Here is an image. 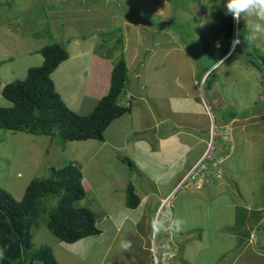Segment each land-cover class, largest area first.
Here are the masks:
<instances>
[{
    "label": "rangeland",
    "instance_id": "1",
    "mask_svg": "<svg viewBox=\"0 0 264 264\" xmlns=\"http://www.w3.org/2000/svg\"><path fill=\"white\" fill-rule=\"evenodd\" d=\"M225 3L226 0H66V3L64 0H0V30L4 25L15 33L22 30L24 35L33 39L32 44L43 43L41 45L43 48L56 43L66 45V30L70 35L78 34L80 39L92 37V43L96 42L94 46L100 59L102 56L115 57L113 66L124 52L131 74L135 73L136 76L140 72V74L149 75L147 85L144 78L140 79L139 83H134V79L139 77H130L132 88L146 99L147 104L167 101L171 97H184L187 93L188 100L202 102L204 106L209 107L212 114L209 113V128L206 131L207 147L204 154L200 156L203 158L212 152V136L216 137L210 133L212 128L215 129V134L219 135L217 128L222 127V124L225 125L226 121L235 116L242 119L264 116V71L257 68L261 62L259 57H264V33L253 31L252 26L258 22L257 19L254 16L242 15L238 25L233 20L234 36L231 41L234 40L236 29L240 26L241 43L235 46L232 57L220 66L213 68L215 62L203 50L205 42L199 27L215 46L228 43L226 39L230 15L225 14ZM68 4L74 5V14H68L66 9ZM52 6L55 7L54 10H51ZM0 32L2 33V30ZM93 36L97 37L95 41ZM2 39L7 40L6 46L9 53L14 55L19 52L17 42L8 40L1 34V43H3ZM2 57L3 54L0 53V64L3 63ZM86 59L89 64V58L85 57L84 61ZM96 63H99V59ZM105 66L108 67V63ZM96 68L101 69V66L98 65ZM78 80L80 79L75 80V87L80 88L82 92L84 87ZM60 90L64 92V88ZM73 93L76 92L73 91ZM138 96H134L132 103L139 114L143 112L144 103ZM81 103L84 112L90 109L91 103L95 101L82 100ZM126 103V100L121 101L123 106ZM125 118L126 116L113 122L111 125L113 127L110 126L111 129H108L107 135L111 137V140H116L119 135L125 136L129 132L130 128ZM115 125L118 127L117 130H114ZM170 126L173 127L174 124ZM77 144L82 143L67 141L61 144L58 140L52 143L51 139L45 136L0 130V187L11 193L16 200H21L33 180L48 179L53 174L52 169H61L69 165L71 161L80 160L85 163L86 168L90 169L86 176L91 185L86 186V196L77 205L92 209L98 221L106 219L110 213L122 207V202L117 200L119 196L124 195L120 193L123 191L127 193L126 185L128 184L129 187L130 183H127L126 179H120V176L98 175L100 171L94 173L95 155L91 152L81 154L83 145ZM251 145L252 142L247 144L245 156L242 157L243 168L247 173L259 168L264 176V165L259 166L263 164V160L257 152L251 157V148L249 149ZM98 146L92 148L93 153L98 149L101 152L100 145ZM133 151L134 149L128 146L122 152L124 155L131 156ZM247 161H249L248 164ZM134 170L135 168L130 173L136 179L133 174L136 170ZM236 178L235 181L239 184V176L237 175ZM114 180L117 183H114L116 182ZM123 181V184H119ZM263 181L264 177L257 185L259 190L262 188ZM218 182L208 186L216 185ZM248 187L254 186L250 184ZM185 188L194 187L184 186L179 190ZM117 189L118 194H116ZM187 193L192 194L191 189L180 191L177 198L171 201L174 207L179 205V213L184 211V204L183 206L180 204ZM62 197L58 195L49 199L42 198L39 201L41 209L38 210V216L33 218L31 227L34 251L50 247L58 264H92L96 262L97 256H93L89 262H82V258L62 247L63 244L70 246L71 249L73 244L59 241L47 227L49 215L59 206ZM212 200L216 199L212 198ZM193 202L196 203L194 196L188 197V201L185 202V205L189 206L188 215L194 216L196 221L204 224L205 218L202 216L201 206ZM168 204L162 206V215L158 221L161 231L157 233L158 237L163 228H170L172 231V215L167 209H171V206ZM219 213L221 210L218 206L209 204L205 216L213 219L216 225L220 221ZM222 213L226 215L224 210ZM166 217H169L168 221L165 220ZM261 217L260 221L250 228L249 234L264 219V211ZM227 218L225 216L221 221L222 224L228 222ZM109 222L110 219L103 227L108 228ZM143 231L147 230L141 229V232ZM148 231L151 232L150 225ZM154 234L151 235L150 240L153 239ZM110 237L107 231L102 237H90L88 238L89 246H96L102 240L109 241ZM84 240L85 243L89 242L87 239ZM217 245L218 243L215 244ZM211 248L212 250L196 257L195 264H213L220 258L218 256L223 249L214 246ZM245 249L252 251L248 247L247 238ZM130 250L128 254H123L116 259L115 264L142 262L139 253L132 248ZM94 254L97 255L99 252L94 249L92 255ZM261 254H264V250ZM220 261L222 262L221 258Z\"/></svg>",
    "mask_w": 264,
    "mask_h": 264
},
{
    "label": "crops",
    "instance_id": "2",
    "mask_svg": "<svg viewBox=\"0 0 264 264\" xmlns=\"http://www.w3.org/2000/svg\"><path fill=\"white\" fill-rule=\"evenodd\" d=\"M64 2L66 3V0ZM50 8L51 10L55 9L54 6ZM74 8L73 4H68L66 7L68 14H74ZM1 30L0 35L2 34L8 40L17 42L19 50L13 55L7 49V40L2 39L3 43L0 42V53L3 54V63L0 65V103L3 104L0 107H12L13 104L5 99L2 92L7 84L16 80H24L31 68L43 65L45 59L40 53L43 43L34 45L32 44L33 39L24 35L22 30L15 33L7 25H4ZM65 36L66 45H62L70 57L52 73L51 79L55 82L56 89L58 87L59 95L72 111L84 116L89 115L109 92L113 63L116 60L114 56L106 58L102 56L100 59V56L96 54L94 46L96 42L92 43V37L80 39L78 34H68V30H66ZM93 38L94 41L97 39L94 36ZM85 57L89 58V64H87V59L84 61ZM98 59L99 63L97 64ZM107 63L108 67L105 66ZM98 65L101 66V69L96 68ZM134 74L132 73L129 77L134 78ZM136 76L139 78H135L134 83H139L142 78L145 79L146 85L149 82V75H143L139 72ZM93 78L96 82L93 81ZM77 79H80L78 81L84 87L82 92L80 88L75 87V80ZM59 87L64 88V92ZM131 88L130 82L122 100H126V107L132 106V111L124 115L130 128L125 136L119 135L118 139L111 140L107 131L113 127L111 126L112 123L111 127L109 126L105 131L103 141L87 140L75 143H82L77 144L83 145L81 154L91 152L95 155L94 173L100 171L98 175L120 176V179H126L127 183L133 187L135 185L134 190L140 199V203L135 209L129 208L127 193L123 191L120 194L124 195L119 196L117 200V202H122V207L110 213L108 219H102L101 223L94 213L97 227L101 231L100 235L96 237H102L107 231L108 235L111 236L109 241L102 240L96 246L90 247V239H88L90 237H88L85 238L89 241L88 243L82 239L78 241L79 243H74L71 249L70 246L63 244L62 247L82 258V262H89L93 256H97L96 262L92 264H115L116 259L123 254H128L132 248L142 258V262L136 264H151L149 245L150 237L153 234L152 222L157 220L160 208L169 203L171 209H167L172 215V232L179 246L177 257L172 264H195V258L201 256L203 252L212 250V246L223 249L218 256L223 263L218 258L213 264H264V254L245 249L250 228L254 227L263 215L264 181L261 190L257 188V185L264 176L259 168L252 169L247 173L243 168L242 158L245 156L247 144L252 142L249 147V149L251 148V157L253 153L257 152L260 159L263 160V164L259 166L264 165V116L244 117L245 119L235 116L228 122L226 121L225 125L222 124V127L217 128L221 136L225 134L223 131L230 133L229 140L224 145L225 152L222 154V179L216 185L208 186L203 190L195 188L179 190L178 186L182 179L206 150L208 141L206 131L209 128V113L211 111L202 102L188 100L189 95L187 93L184 97H171L167 101H155L153 104H147L146 99L141 97L136 89ZM73 91L76 93L74 94ZM136 95H139V99L144 103L143 112L141 111L139 114L132 103ZM82 100H94L95 103H91L92 107L83 112ZM172 123L174 124L173 127L170 126ZM117 128L115 125L114 130ZM45 137L50 138L53 143L54 140L51 136ZM217 140L219 145L223 144V139L217 137ZM83 142L92 144H84ZM98 145H100L101 152L98 149L93 153L92 148L99 147ZM128 146L134 149L131 156L124 155L122 152ZM248 163L249 161H247ZM70 164L81 170L82 183L86 192V186L91 185L86 176L90 169L86 168L85 163L80 162V160L71 161ZM133 168L136 170L133 172L136 179L130 173ZM237 175L239 176V184L235 181ZM123 183L124 181L119 184ZM250 184H253L254 187H248ZM127 189L128 184L126 185ZM189 189H191L192 194L187 193L183 196L184 200L180 205L183 206L184 204V211L179 213V205L174 207L171 201L177 198L180 191H188ZM118 193L117 189L116 194ZM191 196L195 197L196 203L193 202V204L201 206V213L205 218L204 224L196 221L194 216L188 215L189 206L185 205V202ZM212 198L216 200L214 201ZM78 202L76 203L77 207H79ZM209 204L218 206L221 210L218 215L220 221L216 225L213 219L205 216ZM223 210L226 218L228 217V222L225 224L221 222L225 218L222 213ZM109 219L108 228H104V224ZM168 219L169 217H166L165 220L168 221ZM149 225L151 232L148 231ZM178 227H180L179 230H177ZM141 229L147 231L141 232ZM124 243H130V247L124 249L122 247ZM216 243H218L217 246H215ZM94 249L99 254L92 255Z\"/></svg>",
    "mask_w": 264,
    "mask_h": 264
},
{
    "label": "trees",
    "instance_id": "3",
    "mask_svg": "<svg viewBox=\"0 0 264 264\" xmlns=\"http://www.w3.org/2000/svg\"><path fill=\"white\" fill-rule=\"evenodd\" d=\"M199 32L205 42L203 50L215 64L229 54L234 32L231 16L227 44L217 47L208 40L200 27ZM40 53L45 59L42 66L31 68L24 80H16L5 86L2 94L13 106L0 107V130L51 136L61 144L67 141H103L107 128L132 111V106L121 104L130 83L124 52L114 65L108 94L99 101L92 113L85 116L75 113L66 105L51 79L52 73L70 57L64 45H49L42 48ZM259 58L261 62L257 68L264 71V57ZM52 170L53 174L48 179L33 180L21 200H16L0 187V251L4 254L1 264H58L50 247L34 251L32 243V220L38 216L42 198L63 196L47 221L48 229L59 241L74 244L100 235L93 211L76 206L86 196L81 170L72 164ZM139 203L140 199L130 184L127 205L135 209Z\"/></svg>",
    "mask_w": 264,
    "mask_h": 264
},
{
    "label": "built area",
    "instance_id": "4",
    "mask_svg": "<svg viewBox=\"0 0 264 264\" xmlns=\"http://www.w3.org/2000/svg\"><path fill=\"white\" fill-rule=\"evenodd\" d=\"M210 133L216 136H212V152L203 156V158H201L200 161L191 168L188 174L180 182L179 188L184 186H193L199 190L205 186L218 182L222 178V154L225 152L224 145L226 144V141L229 140V135L228 132H224L225 134L222 136L220 134L216 135L214 128H212ZM217 137H220L224 140H222L223 144H218ZM162 210L163 209L161 207L157 214V223L162 215ZM168 230L169 228H163L162 230L164 239L159 241V237L157 236V233H155L153 239L151 240L150 250L153 255V264H169L170 258L175 255L174 252L176 246L173 242H171L172 238L168 237ZM247 240L248 247L251 248L252 251L258 253L263 252L264 219L259 223L258 226L255 227L251 234H249Z\"/></svg>",
    "mask_w": 264,
    "mask_h": 264
},
{
    "label": "clouds",
    "instance_id": "5",
    "mask_svg": "<svg viewBox=\"0 0 264 264\" xmlns=\"http://www.w3.org/2000/svg\"><path fill=\"white\" fill-rule=\"evenodd\" d=\"M224 7H225V14L230 15L237 25L239 24L242 15L254 16L258 22L252 26L253 31L257 33H264V30H262V25H264V0H226ZM240 43H241L240 32H239V29L237 28L236 36L234 40L232 41V46H231V50L229 54L223 60L215 64L214 68L220 66L225 61H227L229 58H231L233 55L235 46ZM207 75L208 74H206V76ZM229 134L230 133L228 132V135ZM152 229H153V233H159L161 231V225L158 224L155 220H153ZM179 229L180 227L177 228V230ZM168 231H169L168 237L172 238L171 242H173L176 246V249L174 252L175 255L171 257L169 260V264H172L173 260L177 257L179 246L170 228ZM161 239H164V235L162 233L159 237V241ZM122 247L124 249H128L130 247V243H124L122 244ZM150 247H151V240H150V245H149V251L151 254V263L153 264V255L150 250ZM3 255H4L3 251H0V259L3 258Z\"/></svg>",
    "mask_w": 264,
    "mask_h": 264
}]
</instances>
